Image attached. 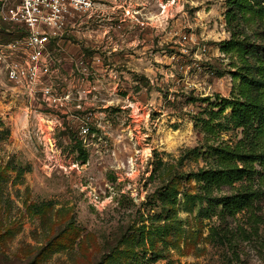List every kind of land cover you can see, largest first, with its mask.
I'll use <instances>...</instances> for the list:
<instances>
[{
	"label": "rangeland",
	"instance_id": "obj_1",
	"mask_svg": "<svg viewBox=\"0 0 264 264\" xmlns=\"http://www.w3.org/2000/svg\"><path fill=\"white\" fill-rule=\"evenodd\" d=\"M91 1L49 46L54 102L0 72V264H264V197L251 235L195 176L191 117L232 89L226 0Z\"/></svg>",
	"mask_w": 264,
	"mask_h": 264
},
{
	"label": "trees",
	"instance_id": "obj_2",
	"mask_svg": "<svg viewBox=\"0 0 264 264\" xmlns=\"http://www.w3.org/2000/svg\"><path fill=\"white\" fill-rule=\"evenodd\" d=\"M225 5L229 38L220 42L219 51L231 59L232 89L229 97L215 95V103L202 98L208 103L205 116L191 117L193 127L204 134L202 155L209 162L195 176L205 195L228 187V194L207 197L209 207L220 206L221 216L249 212L251 235H257V203L264 197V0H226ZM3 23L26 34L18 25ZM229 124L240 129L235 142L220 139Z\"/></svg>",
	"mask_w": 264,
	"mask_h": 264
},
{
	"label": "built area",
	"instance_id": "obj_3",
	"mask_svg": "<svg viewBox=\"0 0 264 264\" xmlns=\"http://www.w3.org/2000/svg\"><path fill=\"white\" fill-rule=\"evenodd\" d=\"M92 7L91 0H0V20L26 32L18 40L0 39V72L6 80L28 95L38 93L42 101L54 102L53 90L41 78L53 64L49 46L60 40L67 18Z\"/></svg>",
	"mask_w": 264,
	"mask_h": 264
}]
</instances>
